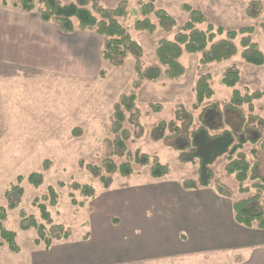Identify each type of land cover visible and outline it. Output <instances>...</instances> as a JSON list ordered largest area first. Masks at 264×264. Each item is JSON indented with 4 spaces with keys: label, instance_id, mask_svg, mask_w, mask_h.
<instances>
[{
    "label": "rangeland",
    "instance_id": "rangeland-1",
    "mask_svg": "<svg viewBox=\"0 0 264 264\" xmlns=\"http://www.w3.org/2000/svg\"><path fill=\"white\" fill-rule=\"evenodd\" d=\"M2 1L0 37L3 34L8 37L12 30L6 28L7 20L24 19L11 16V12H16L15 7H3ZM124 1L127 2L129 15L120 19V23L142 47L143 68L161 66L156 55L159 42L175 39L176 33L190 19L186 6L205 15L206 22L197 28L207 30L212 24L215 33L218 28L224 30L223 34L217 33L215 41L225 39L229 30L254 26L253 39L264 53V32L260 20H253L247 15L249 4L255 0H156L155 7L165 10L176 21V27L171 32L161 29L153 14L148 18L157 25L154 32L135 29V21L146 18L141 14L140 6L149 0H100L109 8ZM37 9L34 14H37ZM48 24L56 28L55 41L52 44L44 40L37 42L38 60H0V212L1 208L7 207V191L16 185L24 189L19 206L8 211L4 222L5 227L17 233L21 251L11 252L0 238V264H117L120 250L124 249L122 242L125 241L121 239L120 228L110 222L111 218L124 216L130 209L155 213L166 205L164 199L181 196L179 185L184 180L194 179L197 175L196 165L181 163L177 151L164 141L152 139V128L163 120L174 119L180 106L198 116L200 110H194L193 106L196 103V85L202 75H211L215 91L205 105L218 103L222 110L235 90L243 94L264 90V65L258 67L243 60L239 37L237 52L230 59L203 64L202 53L184 52L180 58L185 68L182 76L143 81L136 89L135 56L128 55L122 65H113L104 59L105 40L96 30H80L76 24L72 34L63 35L57 26ZM49 33L51 37V29ZM3 43L15 47L7 40ZM232 68L240 72L241 79L236 86L229 87L222 83V78ZM131 93L137 96L140 123L145 133L136 138V128L129 122L125 123V128L131 132L127 141L128 151L134 154L139 150L158 156L161 162L169 165L171 174L155 179L151 176L150 166L133 163L131 176L123 177L115 173L112 186L105 188L92 177L86 166H101L109 157L118 165L129 161L127 154H112L111 141L114 140L112 124L115 107ZM254 105L255 114L264 118V100H258ZM243 110L248 115V107H243ZM225 113L236 126L239 125L237 115L230 111ZM253 148L257 146L250 144L245 147L251 161H255L251 152ZM47 160L51 165L44 170ZM226 162V158L219 160L214 169L216 178L233 191V200L253 195L254 191L249 194L240 192L236 178L225 171ZM34 172L42 173L44 177V183L39 188L27 181ZM20 176L24 178L22 182L18 180ZM74 181L93 185L96 189V195L86 201L79 192H75L79 202L85 201L84 206L74 207L69 186H59V182L68 185ZM49 186H54L59 193V204L50 209L54 222L72 230L69 239L55 240L51 247L36 243L35 229H20L23 212L40 220L36 203L45 202Z\"/></svg>",
    "mask_w": 264,
    "mask_h": 264
},
{
    "label": "trees",
    "instance_id": "trees-1",
    "mask_svg": "<svg viewBox=\"0 0 264 264\" xmlns=\"http://www.w3.org/2000/svg\"><path fill=\"white\" fill-rule=\"evenodd\" d=\"M3 0L4 6L13 5L24 12L31 13L37 9L40 19L45 23L57 26L63 35L72 34L77 27L80 30L97 32L105 40L104 59L113 65H122L128 55L136 58L135 72L138 80L135 88L141 86L143 81L158 80L163 76L176 79L185 72L180 58L184 52L202 53L201 62L211 64L230 59L237 52L236 41L240 37L243 60L254 66L264 65V53L259 44L254 41V26L242 27L239 30H229L225 39L215 41L216 35L223 34L222 28L215 33L212 24L207 30L197 28L199 24L206 22L205 15L198 10L186 6L190 13V19L176 33L173 41L162 39L159 42L156 55L164 69L159 66L143 68L141 58L142 47L135 42L127 29L120 23V19L128 17L127 2H121L114 8L105 7L100 0ZM156 0H149L140 6L144 20L135 21V29L154 32L157 25L148 18L154 15L158 25L166 32H171L176 27L175 19L163 9L155 7ZM247 15L253 20H260V27L264 32V0L252 1L247 8ZM241 79L240 72L232 68L227 71L222 83L229 87L236 86ZM215 91L211 83V75H202L195 89L194 110H200L196 117L194 113L184 106L175 111V118L170 121H161L154 126L150 136L155 141H164L168 146L178 152V159L184 164L197 166V175L194 179H186L182 182L185 190L196 191L204 188H213L217 195L233 200V191L216 178L215 164L226 158L225 171L233 175L239 183V190L243 194L255 193L247 198L233 201L232 211L235 222L245 228L256 227L264 230V178L260 174V153L264 149V118L255 114L254 103L264 100V90L251 93H242L235 90L231 100L222 107L218 103L205 105V101L214 96ZM137 96L131 93L122 98L116 105L113 116L114 140L111 141L113 155L125 156L129 161L118 165L112 157L105 160L103 165H87V171L97 179L105 188H110L114 182V174L119 173L123 177L131 176L134 172L133 163L142 166H150L151 176L155 179H163L171 174L168 164L161 162L158 156H151L141 151L134 154L128 151L127 141L131 132L125 128L129 122L136 128V138H141L145 133L140 123L141 111L136 103ZM248 107V115L243 107ZM159 110V108H157ZM156 110V111H158ZM232 112L240 118L236 126L227 113ZM229 126V127H228ZM253 145L251 150L255 161L249 159L245 151L247 145ZM51 162L45 161L44 170L50 168ZM19 182L24 180L18 177ZM27 181L36 188L44 183L42 173L34 172L29 175ZM249 183V184H248ZM60 187L69 186L71 202L74 207L84 206L85 201L96 195L93 185L80 184L74 181L70 184L59 182ZM79 192L85 201L79 202L75 197ZM24 189L13 186L7 191L5 198L7 207L0 212V238L2 244L8 246L13 253H19L21 247L17 241V233L5 227L8 211L15 210L23 197ZM45 202H37L36 206L40 214V220L34 215L26 216L20 222V229L28 231L35 229L37 232L36 243L51 247L53 241L69 239L72 230L63 224L54 222L51 207L59 204V193L54 186H49L44 197ZM48 203V204H47ZM49 227V228H48Z\"/></svg>",
    "mask_w": 264,
    "mask_h": 264
},
{
    "label": "crops",
    "instance_id": "crops-1",
    "mask_svg": "<svg viewBox=\"0 0 264 264\" xmlns=\"http://www.w3.org/2000/svg\"><path fill=\"white\" fill-rule=\"evenodd\" d=\"M14 11L11 16L24 20H7L6 28L13 32L0 37V60H38L37 42L54 43L56 28L42 22L38 10ZM5 40L15 47L2 44ZM259 157L264 178V149ZM179 186L181 196L164 199L166 205L155 213L130 209L111 218L125 241L117 264H264V230L238 225L234 200L217 195L213 188L189 191Z\"/></svg>",
    "mask_w": 264,
    "mask_h": 264
}]
</instances>
